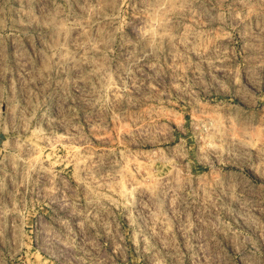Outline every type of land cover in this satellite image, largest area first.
<instances>
[{
	"label": "rangeland",
	"instance_id": "374dc122",
	"mask_svg": "<svg viewBox=\"0 0 264 264\" xmlns=\"http://www.w3.org/2000/svg\"><path fill=\"white\" fill-rule=\"evenodd\" d=\"M0 264H264V0H0Z\"/></svg>",
	"mask_w": 264,
	"mask_h": 264
}]
</instances>
